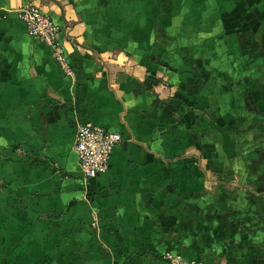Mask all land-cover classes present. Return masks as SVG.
<instances>
[{"label": "crops", "instance_id": "crops-1", "mask_svg": "<svg viewBox=\"0 0 264 264\" xmlns=\"http://www.w3.org/2000/svg\"><path fill=\"white\" fill-rule=\"evenodd\" d=\"M247 1L0 0V264H264V148L233 143L234 126L264 140L261 73L240 72L264 31ZM26 4L59 24L76 75L29 36ZM84 121L123 136L88 181Z\"/></svg>", "mask_w": 264, "mask_h": 264}, {"label": "built area", "instance_id": "built-area-1", "mask_svg": "<svg viewBox=\"0 0 264 264\" xmlns=\"http://www.w3.org/2000/svg\"><path fill=\"white\" fill-rule=\"evenodd\" d=\"M18 16L26 25L32 39L53 49L54 59L62 73L67 76L76 75V70L61 41L59 24L36 4L22 6ZM122 140L120 132L111 131L91 121L78 122L74 148L85 181L108 172L112 151ZM165 258L170 264H204L200 259H184L169 253Z\"/></svg>", "mask_w": 264, "mask_h": 264}, {"label": "rangeland", "instance_id": "rangeland-1", "mask_svg": "<svg viewBox=\"0 0 264 264\" xmlns=\"http://www.w3.org/2000/svg\"><path fill=\"white\" fill-rule=\"evenodd\" d=\"M247 2H248V5H250V6L254 7V5H256L257 7H262L261 9L255 8V10H251L247 14L248 18L252 19V18L256 17L258 19V17L261 15V16H263V22H264V0H248ZM260 22H261V20H260ZM261 39L263 40L262 43L255 42L254 37H250V31H248L247 39H246L247 43L245 45V47L247 48L246 55L248 56V60L246 63L247 69H249L250 66L255 65V68H254L255 74H258L259 72L261 73L260 77H253L252 78L255 85L264 84V31H262V33H261ZM240 72L241 73L245 72L246 74H249V75L254 74L253 72H251V69L241 70ZM239 77H240L239 80L243 79V77L241 75ZM234 79H235V77H234ZM243 111L244 110H242L238 113H243ZM256 111H257V109L254 108V109H251L250 111H248V113L254 114V112H256ZM219 112H221V111L216 110V113H219ZM251 117H256V115H251ZM248 122H249L248 123V126H249L252 122H254V119L249 118ZM231 124L226 123L225 126L230 127L233 125V124L232 125ZM241 126L244 127L245 125H241ZM235 128L236 127L234 126V128H233V130H234L233 143L236 145L235 148H240L241 150L246 149V151L249 152L250 154H253V152L255 151L256 148H264V140L262 142L261 136L257 135V132L260 130V128H256V130L251 129L248 132L246 130L247 128L245 129V131H242V130L238 131V128H236V129ZM263 132H264V127H263ZM223 136H224V134L222 133V128H220V127L218 128L216 126V132H215V138H214L215 147L218 145L222 146V142L220 143L219 140H221V137H223ZM202 148H203V143H202ZM197 159L200 160V164L206 163V161L204 160L205 158L203 156H201V157L199 156ZM239 159L242 160V163H244V161H245L244 164L249 165V163L253 160V157L250 158V157L244 156V157L239 158ZM263 160H264V157H263ZM250 164H252V163H250ZM235 175L242 176V174L238 173V172H236ZM246 175L248 177V174H246ZM249 176H252V175L249 174ZM223 177H224L223 172L216 170L215 175L212 173H209L207 179L217 181V179L222 180Z\"/></svg>", "mask_w": 264, "mask_h": 264}]
</instances>
